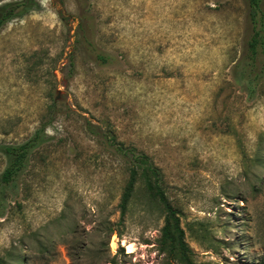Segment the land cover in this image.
Listing matches in <instances>:
<instances>
[{
	"label": "rangeland",
	"instance_id": "rangeland-1",
	"mask_svg": "<svg viewBox=\"0 0 264 264\" xmlns=\"http://www.w3.org/2000/svg\"><path fill=\"white\" fill-rule=\"evenodd\" d=\"M36 1L0 28V176L45 128L0 264H184L142 172L122 214L129 165L87 121L162 169L194 264H264V82L249 99L232 72L246 1Z\"/></svg>",
	"mask_w": 264,
	"mask_h": 264
},
{
	"label": "trees",
	"instance_id": "trees-1",
	"mask_svg": "<svg viewBox=\"0 0 264 264\" xmlns=\"http://www.w3.org/2000/svg\"><path fill=\"white\" fill-rule=\"evenodd\" d=\"M247 4V36L241 57L234 64L233 77L236 83L245 91L249 99L259 94V87L264 82V0H245ZM38 6L36 0H21L8 2L0 7V28L11 18L22 16L29 9ZM102 61L105 56L98 55ZM73 63V61H72ZM90 134L105 140L116 154L123 157L129 165V181L121 198V211L124 215L136 189L139 173L147 179V186L154 191L166 211L163 228L162 245L169 253L176 254L184 264H194L191 259V249L185 241V231L181 226L178 210L170 202L164 188V174L153 158L140 151L134 145L126 146L113 133L102 135L101 127L87 121ZM45 134L44 126L36 131L33 137L18 145H7L1 153L6 159V167L0 176V218L9 211V195L19 193L20 181L26 173L31 156L42 144Z\"/></svg>",
	"mask_w": 264,
	"mask_h": 264
},
{
	"label": "bare ground",
	"instance_id": "bare-ground-1",
	"mask_svg": "<svg viewBox=\"0 0 264 264\" xmlns=\"http://www.w3.org/2000/svg\"><path fill=\"white\" fill-rule=\"evenodd\" d=\"M130 249H132V247H130ZM133 250H130L129 252H132Z\"/></svg>",
	"mask_w": 264,
	"mask_h": 264
}]
</instances>
